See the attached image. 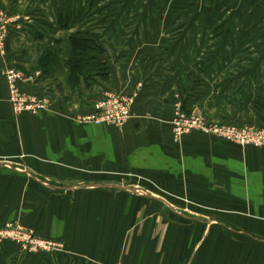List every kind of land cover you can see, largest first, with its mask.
<instances>
[{
	"label": "crops",
	"instance_id": "0c3cea01",
	"mask_svg": "<svg viewBox=\"0 0 264 264\" xmlns=\"http://www.w3.org/2000/svg\"><path fill=\"white\" fill-rule=\"evenodd\" d=\"M102 1L101 25L84 23L89 11L64 30L60 7L89 10L86 0H0L17 16L0 70L38 74L19 86L50 105L16 115L0 74V226L18 221L56 244L46 254L4 243L0 264H264V149L171 134L180 104L212 122L261 123L264 1L146 0L160 14L136 0L107 13ZM85 29L105 39L110 78L73 89L69 36ZM106 92L134 97L122 128L80 121Z\"/></svg>",
	"mask_w": 264,
	"mask_h": 264
},
{
	"label": "built area",
	"instance_id": "2783aa9c",
	"mask_svg": "<svg viewBox=\"0 0 264 264\" xmlns=\"http://www.w3.org/2000/svg\"><path fill=\"white\" fill-rule=\"evenodd\" d=\"M14 20L0 14V53L5 51L8 29ZM0 74L6 81L7 100L16 115L29 113L37 115L49 109L47 97H41L27 93L20 88V84H31L38 74H25L15 68L1 69ZM133 96H125L106 92L102 99L95 103L93 114L82 117L81 122L93 125H108L122 128L130 119ZM177 110L171 120V134L176 143L191 132H201L204 135L223 140L240 147L252 146L264 149V127L258 128L251 125L235 126L231 124L213 123L204 117L189 113L182 109V105L176 106ZM14 238L31 251H52L56 244L34 236V232L17 223H9L0 229V237Z\"/></svg>",
	"mask_w": 264,
	"mask_h": 264
},
{
	"label": "trees",
	"instance_id": "16d2710c",
	"mask_svg": "<svg viewBox=\"0 0 264 264\" xmlns=\"http://www.w3.org/2000/svg\"><path fill=\"white\" fill-rule=\"evenodd\" d=\"M99 1L101 0H86L88 9L95 8ZM79 7L71 9L68 6L64 10L60 9L58 24L61 29L67 30L87 17L89 10L82 5ZM69 43L71 52L66 64L70 71L68 82L71 88H88L97 81L109 80L110 68L104 59L106 44L101 33L95 29L78 30L69 36ZM261 114L264 115L263 112L259 115Z\"/></svg>",
	"mask_w": 264,
	"mask_h": 264
},
{
	"label": "rangeland",
	"instance_id": "374dc122",
	"mask_svg": "<svg viewBox=\"0 0 264 264\" xmlns=\"http://www.w3.org/2000/svg\"><path fill=\"white\" fill-rule=\"evenodd\" d=\"M55 1V0H54ZM78 1L79 0H74V2L75 3H78ZM137 1V4L138 5H136L135 6V9H136V7H137V11L138 10H142L143 8H147V9H150L153 13H158V14H160V13H164L165 11H166V7L165 8H163V7H161V6H158V7H152L151 5H149V6H147V4H146V0H136ZM261 1H264V0H261ZM103 2V4L104 3H106V4H108V6H105V8L102 6V8H104L105 10H107L106 12L107 13H113V12H115V7H116V4L118 3V2H120V0H103L102 1ZM63 4H65V0H63ZM66 6L67 5H62L61 7H60V9L61 8H63V10L64 9H66ZM177 6H175V7H173V9L172 10H174L175 8H176ZM195 6H188L185 10H183L182 12H185V13H194V10H195V8H194ZM71 8V7H70ZM74 8H80V7H77V6H75ZM233 8V7H232ZM236 8H238V9H240V6H236L235 7V9ZM72 9V8H71ZM208 8H206V11H208V12H211V11H209V10H207ZM54 10H55V8H54ZM114 10V11H113ZM204 10H205V8H204ZM224 10H226V8H224ZM56 11H57V9H56ZM60 11V10H59ZM58 11V12H59ZM90 11V13H92V16L91 17H89L84 23H87L88 25H92V26H95V25H99L100 24V22H98V16H95L96 14H98L99 12H98V9H97V7H95V8H93V9H91V10H89ZM95 11V12H94ZM171 11V10H170ZM240 11V10H239ZM94 12V13H93ZM97 12V13H96ZM241 12V11H240ZM0 14H3V15H5L6 17H10V19L11 20H14V22H15V19L17 18V16H15V15H12V14H9V13H6V12H3V11H0ZM14 22H12V24H14ZM12 24H10V26H12ZM77 24V23H76ZM79 24V23H78ZM103 25H105L106 23H102ZM83 25V24H82ZM101 25V24H100ZM102 25V26H103ZM120 26H121V23H112L111 24V26H110V28L109 27H107L106 25L104 26V28H102V30H104V29H109V30H112V29H118V28H120ZM224 26H226V24L225 23H219V26L218 27H216V29L218 30V29H220V28H224ZM106 27V28H105ZM100 30V29H99ZM102 30H100V31H102ZM102 36V35H101ZM102 39H103V41H105V39L103 38V36H102ZM105 47H107V43L105 42ZM257 104V105H256ZM254 108H255V110H256V112H257V114H258V117L260 116V119L262 120L261 121V123L260 124H258V125H255V124H247V125H251V126H254V127H258V128H261V127H264V115L262 116V114L261 115H259L261 112H263V114H264V100H262V99H257L256 101H255V103H254ZM195 114H198V115H200V116H202V117H204L202 114H199V113H195ZM205 118V117H204ZM206 120H208L207 118H205ZM209 121V120H208ZM210 122H212V121H210ZM213 123H217V122H213ZM219 123V122H218ZM220 124H224V123H220ZM232 125V124H231ZM236 126V125H235ZM244 126V125H243ZM129 176H131V175H129ZM128 184H130L131 186H134L133 184H136V186L138 185L137 183H129L128 182ZM9 223H17L18 225H21L22 227H24V228H26V229H30V228H28V227H25L22 223H20V222H18V221H11V222H6V223H4L3 225H1L0 226V229H2V228H5L6 227V225L7 224H9ZM30 230H32L33 232H34V236L35 237H38V238H40L38 235H37V233L33 230V229H30ZM42 239V238H41ZM7 242H10V243H13V244H15V245H17L18 247H20L21 249H22V251H24L25 253H51V252H53V251H41V250H38V251H31V249L29 248V247H26V248H24L22 245H21V243H18V241L17 240H15L14 238H10L9 239V236L8 235H6V238H4V239H2V237H0V247H2L1 245L2 244H4V243H7Z\"/></svg>",
	"mask_w": 264,
	"mask_h": 264
},
{
	"label": "water",
	"instance_id": "95a60500",
	"mask_svg": "<svg viewBox=\"0 0 264 264\" xmlns=\"http://www.w3.org/2000/svg\"><path fill=\"white\" fill-rule=\"evenodd\" d=\"M93 186H96V185H93ZM113 187L120 188V189L125 190V191H128V192H133V193L138 192V190L135 189V188L134 189H130V188H127V187H121V186H116V185H113Z\"/></svg>",
	"mask_w": 264,
	"mask_h": 264
},
{
	"label": "bare ground",
	"instance_id": "6f19581e",
	"mask_svg": "<svg viewBox=\"0 0 264 264\" xmlns=\"http://www.w3.org/2000/svg\"><path fill=\"white\" fill-rule=\"evenodd\" d=\"M8 34V33H7Z\"/></svg>",
	"mask_w": 264,
	"mask_h": 264
}]
</instances>
